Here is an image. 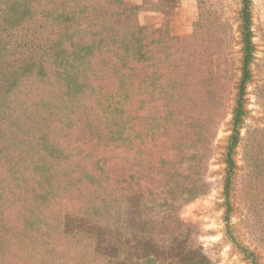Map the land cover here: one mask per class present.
Wrapping results in <instances>:
<instances>
[{"label":"trees","instance_id":"1","mask_svg":"<svg viewBox=\"0 0 264 264\" xmlns=\"http://www.w3.org/2000/svg\"><path fill=\"white\" fill-rule=\"evenodd\" d=\"M195 1L181 37L132 0H0V264H212L182 212L210 192L231 102L225 220L235 193L264 252V127L241 136L252 0L238 54L222 11Z\"/></svg>","mask_w":264,"mask_h":264},{"label":"rangeland","instance_id":"2","mask_svg":"<svg viewBox=\"0 0 264 264\" xmlns=\"http://www.w3.org/2000/svg\"><path fill=\"white\" fill-rule=\"evenodd\" d=\"M224 14L225 19L232 25L235 36V52L240 49L239 12L240 0H211ZM140 2L143 11L140 13L142 24L160 26L165 16L169 19L170 29L175 36H191L193 23L198 18L197 2L195 0H132ZM252 22L254 43L256 45L255 61L252 66L253 80L247 90V115L244 119L241 136L244 137L248 129L264 127V109L256 97L257 87L264 82V0H252ZM231 102L227 117L222 121L214 142V156L210 162L208 181L210 192L189 204L182 212L185 222L196 226L199 241L202 244L212 264H251L241 250L248 248L254 252L260 264H264V252L256 245L246 229V211L234 193L232 203L234 211L230 221L225 220V200L223 179L225 165L223 153L231 134L232 122ZM243 149L236 151L237 174L243 172Z\"/></svg>","mask_w":264,"mask_h":264},{"label":"crops","instance_id":"3","mask_svg":"<svg viewBox=\"0 0 264 264\" xmlns=\"http://www.w3.org/2000/svg\"><path fill=\"white\" fill-rule=\"evenodd\" d=\"M134 4H136V5H142V3H140V2H137V3H134Z\"/></svg>","mask_w":264,"mask_h":264}]
</instances>
